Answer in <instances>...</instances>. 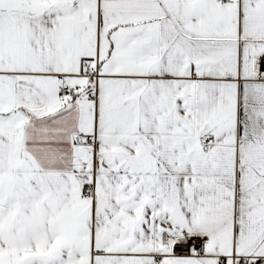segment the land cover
I'll return each mask as SVG.
<instances>
[{
	"label": "snow or ice",
	"instance_id": "obj_1",
	"mask_svg": "<svg viewBox=\"0 0 264 264\" xmlns=\"http://www.w3.org/2000/svg\"><path fill=\"white\" fill-rule=\"evenodd\" d=\"M0 264H264V0H0Z\"/></svg>",
	"mask_w": 264,
	"mask_h": 264
}]
</instances>
